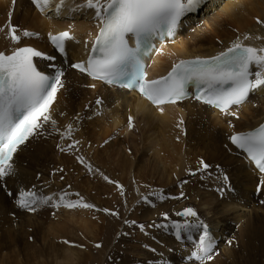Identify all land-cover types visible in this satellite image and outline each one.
Here are the masks:
<instances>
[{"label": "bare ground", "instance_id": "6f19581e", "mask_svg": "<svg viewBox=\"0 0 264 264\" xmlns=\"http://www.w3.org/2000/svg\"><path fill=\"white\" fill-rule=\"evenodd\" d=\"M78 2L80 1L72 3L70 0H65L57 16L56 6L60 0H50L44 13L33 5L32 0H15L14 3L13 0H0V28L4 29L0 31V51L8 54L14 47L27 43L35 45L40 50H48L45 37L49 33L63 30H67L78 41L77 44L69 43L66 52L58 56L57 64L65 75L62 77L64 87L57 93L51 108L52 118L56 121L55 129L51 124H47L40 129L43 135L30 137L21 145L13 156L14 175L0 183V264H84L86 262V257H81L72 249V243L67 236L81 233L87 240L85 235L91 233L88 226L93 227L90 216L86 214L88 210L77 208V213L74 214L73 211L66 212L64 208L56 212L55 218L51 215V205L42 206L34 212L17 207V196L20 190H34L46 196L50 190L63 186L59 176L74 179L77 166L78 173L87 171L80 162L76 164V161L72 164L74 157L71 150L77 148L76 145L85 149L89 146L95 147V142L88 139L89 135L102 138L104 141L108 139V145L104 146L105 150L114 152L115 158L116 155L121 157V162L116 165L117 171L111 169L106 161V155L103 161L97 158L91 159L94 169L97 170L99 167V173L95 172L92 175L103 179L105 184L109 183L108 180L115 181L123 191L127 182L130 183L128 192L125 189L128 201L133 197L135 199V194L143 195L142 188L145 186L142 184L147 183L152 186L153 182L141 177L139 181L129 182V178H136V175L130 173L136 168H132L133 164L124 161L121 155H125L126 151L123 150L127 146L124 145L125 139L128 136L132 138L135 126L139 128L138 133L143 137V153L146 152L149 156L146 162L151 163L152 174L158 175L157 184L154 183L155 185L152 186L153 190L156 188L162 191L156 195L151 194L147 206L146 203L140 205L142 210L140 218L147 224H144L143 230L146 236L149 235L148 230L152 224L154 238L163 241L162 251H170L167 254L156 253L154 250L156 246H152L149 252L148 248L134 240L123 242L120 247L118 241L116 249L121 251L122 260L120 254L117 264L124 263L127 256L125 252H136L134 256L141 257V259L133 257L138 260L137 264L182 262L200 264V262L184 261L186 256L196 250L195 245L200 231L193 230L191 239L187 235H182L178 240L173 238L175 235L170 228L171 223L182 222V218L176 213L188 203H192L189 207L196 211L199 221L208 225L215 246L210 253L211 259L221 253L232 264H264V183H262L264 174L259 175L252 164L229 142L231 134L249 130L264 119V90L253 91L244 105L232 108L231 111L236 115L213 112L192 100L184 101L176 107H162L163 111H161L157 107L152 108L146 101L133 94L110 90L105 85L70 69L73 60L84 61L79 55L89 46L91 34L96 31L98 25L93 19L92 10H84L87 17L81 15L86 22H78L76 15L79 14L75 12L66 16L67 13L72 12L70 9ZM219 3L218 0H205L195 12L189 13L186 17L189 20L188 25H185L171 42L161 45L153 56L155 69L151 70V75L155 77L164 75L180 60L216 55L227 49L237 38L247 46L257 48L264 46V25L256 22L257 19L264 21V0H227V4L221 12H218V16L210 19L209 15L214 13L213 8L217 9ZM66 18L67 22H64ZM9 23L19 32L35 31L42 37L26 42L21 36L20 43L13 45L7 38L6 25ZM230 28L233 32L229 31ZM245 35L249 36L248 40H244ZM197 52L200 55L194 56ZM252 71L256 69L253 68ZM98 98L103 101L101 105L95 103ZM129 117L133 120L131 130L128 128ZM68 124H72L74 129L71 138L61 139L60 133L66 130ZM229 124L232 127H229ZM75 141L79 143L74 147L69 150L64 148ZM80 142L82 146H79ZM62 148L65 150L61 151ZM55 153L59 158L53 155ZM201 159L210 165L207 171L200 174L204 182L197 183V187L195 185L190 188L184 187L181 192L174 190V181L170 177L185 176L188 170L197 171ZM108 161L114 160L108 157ZM165 163L171 164L172 173L169 178L157 167L161 164L164 166ZM141 169L142 166L136 173ZM221 173L228 177L227 186L224 185ZM104 174L108 180L104 179ZM195 177L196 175H193L191 180ZM258 180L260 191L256 194L254 188ZM46 182L52 183L51 189L43 186ZM90 183L83 186L86 187V191L82 196L87 195ZM165 187L167 189L163 190ZM230 188H233V191L230 192ZM175 191L178 193L176 194ZM171 194L174 195L172 200L158 198V195L171 196ZM219 195L224 196V199H218ZM97 198L98 196L95 200ZM186 200L188 201L184 202ZM173 204L174 207H171ZM233 218L237 220L236 223L231 224L233 231H240L243 237L239 243L230 248L233 239L227 238L228 227L224 221ZM161 222L169 224L168 234L159 227L158 223ZM226 239L231 244H227ZM65 241L68 243H64ZM102 255L104 254L100 253V256ZM211 259L205 264H224L222 259L215 262ZM94 261L96 262L95 258ZM97 262L104 263L101 259Z\"/></svg>", "mask_w": 264, "mask_h": 264}, {"label": "snow or ice", "instance_id": "6c2138e0", "mask_svg": "<svg viewBox=\"0 0 264 264\" xmlns=\"http://www.w3.org/2000/svg\"><path fill=\"white\" fill-rule=\"evenodd\" d=\"M49 2L50 0H32L41 13H44ZM64 2L65 0H60L56 6L57 16ZM204 2L205 0H84V3L78 4L70 11L92 10L93 19L98 23V32L91 44L87 61L73 64L72 67L92 80L110 86L136 88L147 101L161 111L162 105L175 104L187 98V90L192 86L195 100L210 105L221 113L236 115L231 111L233 106L243 105L253 91L264 90V46H247L237 38L227 49L215 56L180 60L172 65L166 75L153 80L146 79L143 67L137 59L141 43L158 32L172 37L182 18L190 12H195ZM256 22L264 25V21L259 19ZM6 27L7 38L13 45L20 43L21 36L30 38L37 35L27 30L19 32L10 23ZM3 30L0 28V31ZM129 36L136 40V48L129 46ZM72 39L68 31L57 35L49 33V41L61 54L65 52V42ZM248 39L249 36L245 35L244 40ZM34 58L55 60L54 56L28 46L14 47L10 54L0 51V183L14 175L13 156L21 145L30 137L43 135L40 129L47 124H51L55 129L56 121L52 118L51 108L57 93L64 87L62 77L65 74L53 64L48 65L53 69L51 73L39 70ZM253 67L256 71H252ZM95 103L101 105L103 101L98 98ZM132 127V117H129V130ZM229 127L232 125L229 124ZM73 131L72 124L66 125V130L60 133L61 139H70ZM229 139L236 149L245 153L246 158L264 173V123L247 132L233 133ZM77 143L79 141L69 147H74ZM77 159L91 171V166L86 164L82 157ZM198 163L200 167L197 171L201 173L210 167L203 159ZM221 175L224 185L227 186V175ZM105 179L108 180L107 177ZM108 182L113 183L111 180ZM116 187L123 195L122 187L119 184ZM259 190L258 188L257 191ZM56 196L59 198L56 199ZM66 196L67 193L64 192L45 196L34 190H20L16 205L30 212L47 205L69 209L93 208V205L82 200L67 201ZM158 198L164 197L158 195ZM144 200L147 202V197H144ZM110 214L117 215L115 212ZM176 215L182 218V222H173L170 225L176 239H181L182 235L191 239L193 230L200 231L196 250L192 255L200 264H205L211 259L210 253L213 250V239L208 225L199 221L196 211L191 207ZM139 227L143 231L144 226ZM159 227L167 229L169 226ZM100 246L96 245L97 248Z\"/></svg>", "mask_w": 264, "mask_h": 264}, {"label": "rangeland", "instance_id": "374dc122", "mask_svg": "<svg viewBox=\"0 0 264 264\" xmlns=\"http://www.w3.org/2000/svg\"><path fill=\"white\" fill-rule=\"evenodd\" d=\"M70 1L72 3L74 1H80V2L76 3V5H74L72 9H75L78 4L84 3V0H70ZM218 1H220V3L218 5V7L216 6L217 9L213 8L214 13L209 15L210 19H214V16H218V12H221V9L224 8V6L227 4V0H218ZM73 12H75L76 14H79V15H76V19L78 22H82V21L86 22L85 19L81 18V15L87 17V14L84 13V9L69 12L66 14V16H69ZM78 16H80L81 19ZM49 17H51L53 19L52 16L49 15ZM65 21L67 22V18L64 20V22ZM60 30H62V29H60ZM229 31L233 32L231 28L229 29ZM40 45H43V44H40ZM138 132H139V128H137V126H135L134 131L132 132V135H133L132 138H130V136H128V138L125 139L124 145H127L123 149L126 151L125 155H123V154H121V155L124 157V161L131 162L133 164L132 168L133 167L136 168V170L130 172L131 175H136V178H133V177L129 178V182L132 183V180L139 181L138 179H139V177H141V178H144L148 181H152L153 182L152 186H154L155 184H157L158 175L152 174L153 173L151 171L153 169L152 165H151V163L149 164V162H146L148 160L149 156H148V154L146 155V152L143 153V147H142L143 137H142V135H139ZM88 139L95 142L96 146L95 147H93V146L88 147V145H86L89 149L88 148L85 149V147L84 148L78 147V145H76L77 148L71 150L72 156L74 157L72 164H74L76 161H77L76 164H79L80 161L77 158L82 157L83 160L86 162V164L91 166V171H89V169L84 166V168L87 169V171H79V173H80L79 174L78 173V170H79L78 166H77V169L74 167V169H76L75 170L76 175L74 176V179H71L70 177L63 178V177L59 176L63 186L61 188H58V189L50 190L47 193V195H53L56 193H61V192L66 193L67 192V196H66L67 201L82 200L84 203L93 205V208H91V209L85 208L86 211L88 210L86 212V214L88 213V215L90 216L92 223H93L92 228H91V226H88L91 233H90V235H85V238L87 240L84 239V237L81 235V233H73V234H71V236H69V237L67 236V239L72 243L71 244L72 249H74L75 252H78V255H80L81 257H86V262L84 264H92V263L93 264H114V262L117 264L116 261H117V259H119V255L121 254V251L116 249V246L119 244L118 241H120V245H119L120 247H122L123 242L127 243L130 240H134L137 243L144 245L146 248H148L149 252L151 251L150 248L152 249V246H156V248L154 249L156 253L162 252V254H167L170 250H166L164 252L162 251L163 248L161 245H162L163 241H160L157 238H154V236H153L154 227L150 222H149V225L151 224L150 225L151 227H150V230H148L150 233L147 232V233H149V235H147V236H146L144 230L141 231V229L139 227L141 225L144 226V224L147 225L145 223V220H142L140 218V215L142 213L140 205L141 204L143 205L144 203H146V205L145 204L144 205L147 206V204H148L147 202L149 201V198L151 197L150 195L151 194L156 195V193H162L161 189L154 188V190H153V187L149 186L147 183L145 185L142 184L143 186H145L144 188H142V191L144 192V194L143 195L141 193H139L138 195L135 194L136 198L133 199L134 197L133 198L131 197L132 199L130 201H128L127 195L125 193L126 192L125 189L126 190L129 189L130 183L127 182V184L124 188V191H123V195H121L120 189L115 187L117 185V183L115 181L111 180L114 182L113 184L112 183L105 184L103 179H99L95 175H92L95 172H96V174L99 173V170H98L99 167H97L98 168L97 170L94 169L93 162L90 161L91 159L97 158L98 160L103 161L104 155H106L105 156L106 161L110 164L111 169L112 170L114 169L115 171H117L116 165H118L121 162V157L116 155V158H115L114 152L109 151V150H105L104 146H105V144L108 145V141H109L108 139H105V141H104V140H102V138L98 139V138L93 137L91 135L88 136ZM69 145H71V144H69ZM79 146H82V142H80ZM69 148L70 147H68V149ZM58 152H60V151H58ZM53 155L55 157L57 156L56 158H59L57 153H55ZM108 157L113 158V160L116 161V163H114V161H108ZM118 158H120V159H118ZM51 159L53 160V158H51ZM143 162H145V163L142 164ZM90 163H92V164H90ZM140 166H142L141 171L136 173ZM170 166H171L170 163H165L164 166L161 164L157 167L159 168V170L163 174H165L166 177L169 178V175L172 173L170 170ZM192 172L196 173L195 174L196 177L192 179L193 181L191 180V177L193 175L189 176V173H191L190 170H188V172H186L185 176H175L174 178L170 177V179L172 181H174V190H180V192H181L184 187L190 188L194 185H195V187H197V183L204 182V178L200 177L201 172L193 171V170H192ZM50 177H52V174H50ZM78 177H79V179H78ZM105 177H107V176L104 174V179H105ZM177 177H178V179H177ZM81 180H82V182H81ZM89 182H91L90 183L91 186L89 185V191L87 192V195L85 194V196H82L84 191H86V187H83V186H85ZM115 183H116V185H115ZM51 184H52L51 182H46L43 186L51 189ZM96 184H98V185H96ZM178 185H181V186L179 187ZM100 186H102V187H100ZM111 186H113V187H111ZM166 189H167V187H165L163 190H166ZM79 191L81 193H79ZM127 192H128V190H127ZM175 193L177 194L178 191H175ZM140 195H142V196L140 197ZM96 196H98V198L95 200ZM166 196L164 195L163 197L165 199H168V200L174 199V195H172V194H171V196L170 195L167 197ZM182 196H184V194ZM56 197H57V199L59 198L58 196H56ZM144 197H147V202H145ZM218 199L223 200L224 196L219 195ZM188 200H186L184 202H187ZM140 201H141V203H140ZM191 205H192V203H188L183 208H187ZM171 207H174V204H173V206L171 205ZM56 208L57 207L50 206L51 215L55 218H56V212L58 210L62 211L65 207H63V206L58 207L57 210H56ZM77 208H79V207H77ZM77 208H73V209L65 208V209H66V212L68 210L69 212L73 211V213L76 214ZM183 208H181V209H183ZM105 209L108 211L105 212L104 211ZM137 209L139 211H137ZM112 212L117 213V215H115V216L111 215L110 213H112ZM136 213L139 216H137ZM12 216H13V214H12ZM16 216H18V215H16ZM134 216H137V218ZM174 216H175V214H174ZM126 221L128 223H126ZM236 221L237 220L235 218L228 219V220L224 221L228 227L227 232H226V236H227V238L233 239L232 244L230 241L228 242V240L226 239L227 244H231V246L228 245V247L230 246V248L233 245H235L236 243H239V240L243 237V235L240 234V231L239 232L233 231V228L231 227V224L233 222L236 223ZM132 222H135V223H132ZM158 225L159 226H169V224H167L165 222L158 223ZM155 226L157 227V225H155ZM161 229L165 230L166 234L169 233L168 232L169 227L167 229L165 227H161ZM95 232H97V233H95ZM172 232H173V230H172ZM173 238L176 239V236H173ZM116 243H118V244H116ZM97 244H99L101 246L99 248H97L96 247ZM179 244H182V243H179ZM230 248H228V249H230ZM100 253H102L104 255L100 256ZM125 255H127V256H125V261L122 264H137L138 263V260H135L133 258V257H136V256H134V255H136V252H134V253L125 252ZM94 258H95L96 262L94 261ZM120 258L122 260V254L120 255ZM136 258L141 259L140 256H137ZM99 259L104 261V263L103 262H97V260H99ZM219 259L220 260L222 259L224 261V264H232L229 260L225 259V257L221 253H219V255L213 257L211 259V261L215 262L216 260H219Z\"/></svg>", "mask_w": 264, "mask_h": 264}, {"label": "flooded vegetation", "instance_id": "af4514ba", "mask_svg": "<svg viewBox=\"0 0 264 264\" xmlns=\"http://www.w3.org/2000/svg\"><path fill=\"white\" fill-rule=\"evenodd\" d=\"M198 55H200V53H199V52H197V53H195V54H194V56H198Z\"/></svg>", "mask_w": 264, "mask_h": 264}]
</instances>
